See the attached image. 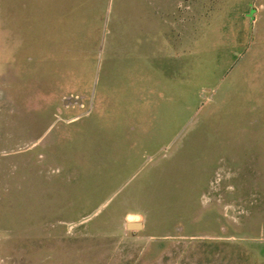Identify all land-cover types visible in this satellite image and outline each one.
<instances>
[{"label": "rangeland", "instance_id": "1", "mask_svg": "<svg viewBox=\"0 0 264 264\" xmlns=\"http://www.w3.org/2000/svg\"><path fill=\"white\" fill-rule=\"evenodd\" d=\"M0 264H264V0H0Z\"/></svg>", "mask_w": 264, "mask_h": 264}, {"label": "water", "instance_id": "2", "mask_svg": "<svg viewBox=\"0 0 264 264\" xmlns=\"http://www.w3.org/2000/svg\"><path fill=\"white\" fill-rule=\"evenodd\" d=\"M143 227L142 222H127V228L130 230H141Z\"/></svg>", "mask_w": 264, "mask_h": 264}]
</instances>
